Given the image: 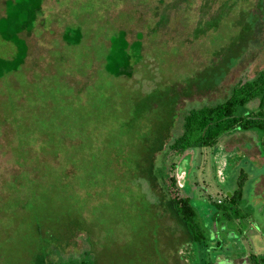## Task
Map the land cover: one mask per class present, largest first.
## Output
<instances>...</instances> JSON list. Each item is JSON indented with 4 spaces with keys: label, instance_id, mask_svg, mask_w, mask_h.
I'll use <instances>...</instances> for the list:
<instances>
[{
    "label": "rangeland",
    "instance_id": "rangeland-1",
    "mask_svg": "<svg viewBox=\"0 0 264 264\" xmlns=\"http://www.w3.org/2000/svg\"><path fill=\"white\" fill-rule=\"evenodd\" d=\"M10 15L30 27L16 34L21 63L0 75V264H248L264 251L257 133L167 155L187 109L264 67V0H0L1 62L16 53ZM240 171L241 215L226 218L216 203Z\"/></svg>",
    "mask_w": 264,
    "mask_h": 264
},
{
    "label": "trees",
    "instance_id": "trees-1",
    "mask_svg": "<svg viewBox=\"0 0 264 264\" xmlns=\"http://www.w3.org/2000/svg\"><path fill=\"white\" fill-rule=\"evenodd\" d=\"M13 7L16 6L13 5ZM14 20L15 16L10 15L6 23L1 22L3 27L4 24H7L10 28L8 34L5 33L7 36L6 40H9L15 45L16 53L9 61L3 60V62H1L2 59H0V75L3 72L15 69L22 60L16 34L22 28L28 29L30 23L28 19L22 22ZM1 29L0 27V33H3ZM111 62L112 60L109 59L108 64ZM113 74L119 75L121 72L116 70ZM250 100L256 101L254 109L244 113L239 111L240 107ZM235 129L253 130L260 139L258 142L259 146L264 147V67L256 70L254 74L248 78L242 80L237 79L230 86L229 93L221 102L187 109L181 115L180 131L178 135L167 144V155H180L188 149L211 146L215 144L222 134L231 132ZM161 165L162 164H156L155 167L151 168L154 182L161 188L175 216L178 217L185 226L189 239L193 242H203L205 236L202 228L196 221L195 210L190 203L189 197L187 195H171L169 193L166 187H164L165 182L163 178L167 176L166 173L159 174ZM243 176H245V174L240 171L235 190L230 191L229 195L225 193L223 195V200L216 203L222 210L221 213L226 218H231V214L237 217L240 213L238 205L242 199V185L245 179ZM166 178L169 179L168 185L173 187L174 179L172 176ZM214 215H216V212ZM240 215L241 213L239 216ZM263 262L264 251L261 253H250L248 255V264H263ZM48 264H92V262L90 258L85 256L79 260L57 261ZM196 264L212 263L204 260Z\"/></svg>",
    "mask_w": 264,
    "mask_h": 264
},
{
    "label": "crops",
    "instance_id": "crops-1",
    "mask_svg": "<svg viewBox=\"0 0 264 264\" xmlns=\"http://www.w3.org/2000/svg\"><path fill=\"white\" fill-rule=\"evenodd\" d=\"M25 35H26V37H28V38H29V36H30L29 32H25Z\"/></svg>",
    "mask_w": 264,
    "mask_h": 264
},
{
    "label": "water",
    "instance_id": "water-1",
    "mask_svg": "<svg viewBox=\"0 0 264 264\" xmlns=\"http://www.w3.org/2000/svg\"><path fill=\"white\" fill-rule=\"evenodd\" d=\"M226 195H229V192H226Z\"/></svg>",
    "mask_w": 264,
    "mask_h": 264
}]
</instances>
